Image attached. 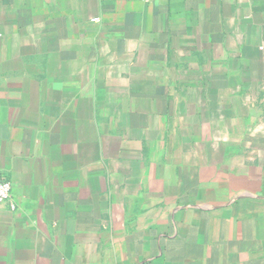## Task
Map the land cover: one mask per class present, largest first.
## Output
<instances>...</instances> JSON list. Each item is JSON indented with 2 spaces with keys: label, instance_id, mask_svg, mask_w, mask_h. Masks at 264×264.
Masks as SVG:
<instances>
[{
  "label": "crops",
  "instance_id": "crops-1",
  "mask_svg": "<svg viewBox=\"0 0 264 264\" xmlns=\"http://www.w3.org/2000/svg\"><path fill=\"white\" fill-rule=\"evenodd\" d=\"M0 264H264V0H0Z\"/></svg>",
  "mask_w": 264,
  "mask_h": 264
},
{
  "label": "built area",
  "instance_id": "built-area-1",
  "mask_svg": "<svg viewBox=\"0 0 264 264\" xmlns=\"http://www.w3.org/2000/svg\"><path fill=\"white\" fill-rule=\"evenodd\" d=\"M2 201H8L10 206L12 208L14 207L12 202L11 183L0 173V202Z\"/></svg>",
  "mask_w": 264,
  "mask_h": 264
}]
</instances>
